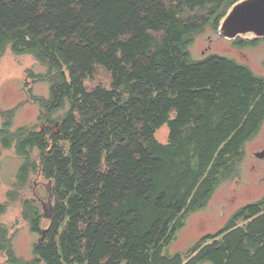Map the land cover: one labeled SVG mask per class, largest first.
Returning <instances> with one entry per match:
<instances>
[{
    "label": "trees",
    "instance_id": "obj_1",
    "mask_svg": "<svg viewBox=\"0 0 264 264\" xmlns=\"http://www.w3.org/2000/svg\"><path fill=\"white\" fill-rule=\"evenodd\" d=\"M236 1L0 0V62L7 50L31 54L48 67L39 76L50 86L47 98L30 94L42 127L13 130L15 109L0 108V156L15 147L23 158L0 202L6 262L264 264V197L186 251L170 249L264 123L263 76L218 53L192 57L197 37L217 33ZM184 8L201 14L186 18ZM96 63L112 72V88L85 84ZM32 173L51 182L46 227L41 206L25 196ZM18 199L33 233L48 228L30 260L16 254L1 219Z\"/></svg>",
    "mask_w": 264,
    "mask_h": 264
},
{
    "label": "rangeland",
    "instance_id": "obj_2",
    "mask_svg": "<svg viewBox=\"0 0 264 264\" xmlns=\"http://www.w3.org/2000/svg\"><path fill=\"white\" fill-rule=\"evenodd\" d=\"M201 11H188L182 15L186 18L195 17ZM243 38L254 39L253 34H244ZM192 57L195 60L203 59L209 53H218L234 58L249 65L258 75L264 77V40L255 46L239 47L234 39L224 37L219 31L215 33L208 29L200 34L191 46ZM31 70V72H28ZM48 67L37 61L31 54L14 55L10 50L4 54L0 62V108L15 109L12 129L22 126L39 124L41 106L32 99L30 94L47 98L50 86L47 81L41 80L39 75H46ZM31 73V75L29 74ZM87 87H113V74L103 64L96 63L94 73L85 79ZM61 113V112H60ZM175 116V111H172ZM168 125L157 131V138L167 142ZM264 150V123L256 136L244 147V157L236 164L233 174H229L218 186L206 207L192 212L187 216L186 224L180 231L178 238L171 246L172 252L186 251L194 242L207 233L220 230L231 216L242 206L260 200L264 197V158L257 157L256 152ZM23 163L15 147L2 149L0 156V202L7 201V194L17 182V175ZM45 184L51 182L44 179L39 173H32L30 186L25 194L33 202L35 191L40 192L43 200H47L49 190H43ZM23 195V194H22ZM21 202L15 201L2 215L3 222L11 227L14 233L16 254L24 260L33 257V244L37 242L38 234L30 230L29 224L21 216ZM42 222V227L47 226ZM242 224V222H240ZM6 262V257L0 254V264ZM210 264V263H203Z\"/></svg>",
    "mask_w": 264,
    "mask_h": 264
},
{
    "label": "water",
    "instance_id": "obj_3",
    "mask_svg": "<svg viewBox=\"0 0 264 264\" xmlns=\"http://www.w3.org/2000/svg\"><path fill=\"white\" fill-rule=\"evenodd\" d=\"M219 32L226 38L236 39L244 34H253L255 38L264 37V0H238L229 9L221 21ZM255 155L264 158V150L256 152ZM52 208L43 209L44 217L50 219ZM48 228L42 230L43 235L38 238L42 241L45 238ZM3 264H24L21 262H5Z\"/></svg>",
    "mask_w": 264,
    "mask_h": 264
},
{
    "label": "flooded vegetation",
    "instance_id": "obj_4",
    "mask_svg": "<svg viewBox=\"0 0 264 264\" xmlns=\"http://www.w3.org/2000/svg\"><path fill=\"white\" fill-rule=\"evenodd\" d=\"M46 189L49 190V195L47 196V200L46 201L43 200L44 198L41 195V193L40 192H36V191H35V196L37 198H33L34 201H38V202L41 203L42 211H43L45 206H46L47 209L48 208L50 209L51 208V203H52V197H51V191H50L51 187H50L49 184H45L44 185L43 190L45 191ZM44 218H45V221H47V222L49 221L48 218H46V217H44ZM38 236H39L38 238H40V234H38ZM37 241H38V239H37Z\"/></svg>",
    "mask_w": 264,
    "mask_h": 264
},
{
    "label": "bare ground",
    "instance_id": "obj_5",
    "mask_svg": "<svg viewBox=\"0 0 264 264\" xmlns=\"http://www.w3.org/2000/svg\"><path fill=\"white\" fill-rule=\"evenodd\" d=\"M242 40V39H241ZM256 41V40H255Z\"/></svg>",
    "mask_w": 264,
    "mask_h": 264
}]
</instances>
